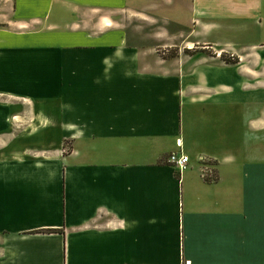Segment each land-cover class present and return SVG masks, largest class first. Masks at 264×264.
Instances as JSON below:
<instances>
[{"label":"crops","instance_id":"obj_1","mask_svg":"<svg viewBox=\"0 0 264 264\" xmlns=\"http://www.w3.org/2000/svg\"><path fill=\"white\" fill-rule=\"evenodd\" d=\"M238 2L0 0V264H264V62L205 18Z\"/></svg>","mask_w":264,"mask_h":264},{"label":"rangeland","instance_id":"obj_2","mask_svg":"<svg viewBox=\"0 0 264 264\" xmlns=\"http://www.w3.org/2000/svg\"><path fill=\"white\" fill-rule=\"evenodd\" d=\"M212 7L215 6V0H208ZM227 6H231V4L239 3L238 0H221ZM233 2V3H232ZM219 7L212 8L209 13H206V21L212 23L210 30L211 32L208 34L214 37L215 35H220L226 41H228L231 45H233L234 49L240 50L241 47L244 49L252 48V45H256L257 47L254 52H257L259 55V59L264 62V17L257 16L258 14L255 12L256 9L250 10H241L237 16L234 17L235 9L232 8H222L225 10V14L222 15L219 12ZM232 15V16H230ZM122 22L128 26V28H132L134 32H139L143 37L150 40L151 42L159 43L157 46L158 51L160 53L166 52L168 49L169 52L174 51L177 47L182 48L185 44V36L186 31H178L179 28L182 27L180 23L172 21L171 19L158 18L154 21V18L148 15H144L143 17L140 15H130L129 17L124 18L122 15ZM258 17V18H256ZM145 18V19H144ZM145 34V35H143ZM152 36H157L151 38ZM162 39H159V38ZM193 46V48L204 49V50H212V46L209 44H198ZM171 45V46H170ZM211 52V51H210ZM225 53V52H221ZM228 56H233L240 60L239 56L229 51L225 53ZM237 61V62H238ZM238 68L236 67H228L223 71L213 70L215 74H210V76L214 79H218L220 81L226 83H234V76L237 74ZM217 73V74H216ZM220 75V77H219Z\"/></svg>","mask_w":264,"mask_h":264},{"label":"built area","instance_id":"obj_3","mask_svg":"<svg viewBox=\"0 0 264 264\" xmlns=\"http://www.w3.org/2000/svg\"><path fill=\"white\" fill-rule=\"evenodd\" d=\"M168 161L170 163L174 164L175 166H177V168L181 172L182 170H184L187 167V163L189 161V158L184 153L172 152V153H170L168 155ZM200 161L201 162H207L208 159L206 157H204V156H201L200 157ZM184 264H190V261L189 260H185Z\"/></svg>","mask_w":264,"mask_h":264},{"label":"trees","instance_id":"obj_4","mask_svg":"<svg viewBox=\"0 0 264 264\" xmlns=\"http://www.w3.org/2000/svg\"><path fill=\"white\" fill-rule=\"evenodd\" d=\"M171 55H173V54H171ZM220 57H221L224 61H226V62H228V63H234V62H237V61H238V59H237L236 57L228 56V55H226L225 53H222V54L220 55Z\"/></svg>","mask_w":264,"mask_h":264}]
</instances>
